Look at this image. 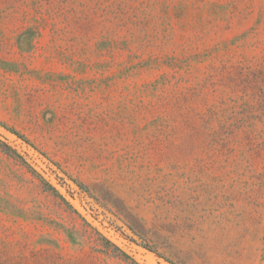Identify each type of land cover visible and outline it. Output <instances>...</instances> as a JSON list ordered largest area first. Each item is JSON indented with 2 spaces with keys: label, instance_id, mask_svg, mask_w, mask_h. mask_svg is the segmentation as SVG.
<instances>
[{
  "label": "rangeland",
  "instance_id": "rangeland-1",
  "mask_svg": "<svg viewBox=\"0 0 264 264\" xmlns=\"http://www.w3.org/2000/svg\"><path fill=\"white\" fill-rule=\"evenodd\" d=\"M0 264H264V0H0Z\"/></svg>",
  "mask_w": 264,
  "mask_h": 264
}]
</instances>
